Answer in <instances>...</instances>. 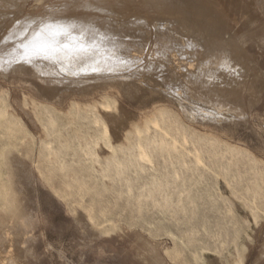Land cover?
<instances>
[{"label":"rangeland","instance_id":"374dc122","mask_svg":"<svg viewBox=\"0 0 264 264\" xmlns=\"http://www.w3.org/2000/svg\"><path fill=\"white\" fill-rule=\"evenodd\" d=\"M0 95V260L256 263L264 209L212 163L264 166V0H0ZM162 111L177 148L139 161Z\"/></svg>","mask_w":264,"mask_h":264},{"label":"bare ground","instance_id":"6f19581e","mask_svg":"<svg viewBox=\"0 0 264 264\" xmlns=\"http://www.w3.org/2000/svg\"><path fill=\"white\" fill-rule=\"evenodd\" d=\"M236 2H237V0H236ZM236 4L238 5V3H236ZM243 5H245V4L243 3ZM243 8H244V6H243ZM124 44L125 43H123V45ZM113 45H112V47H116ZM105 46H108V45H105ZM109 46H110V44H109ZM119 46H121V43L119 44ZM51 61L52 60H50V62ZM40 69L41 68H39V70ZM44 69L45 68H43L42 72L44 71ZM40 72H41V70H40ZM45 89L49 90L47 87ZM0 112H3V113L6 112L5 111V97H3L1 95H0ZM164 114H165L164 111H162L160 113L159 118H155L153 120L148 121L146 127L142 131L146 135L144 140H141L140 137L130 138V146H131V148H134V155L139 159V161H142L145 163H149V162L151 163V154L149 151V147L152 145H159L161 147V149L167 148V147H165L166 145L170 146V147L168 146V149L169 148H171V149L177 148L174 138H171L169 140L167 137H165L166 135H162V134H161V136H155L154 135L153 137H151V130L152 129H158L159 130L161 128V121H162L161 117L163 119L164 118L163 116H165ZM165 119H166V117H165ZM12 120H14V122L17 123V119H12ZM94 121H95V123H97L99 120L97 119ZM6 123L10 124L11 120L9 119V121H7ZM164 133H165V131H164ZM212 142L219 145V143H216V142H219V141H216V139L213 140ZM155 149H158V148L156 147ZM214 150H216V149H214ZM129 152H132V151L130 150ZM5 153H6V151H5ZM213 154L215 156H217V160L212 163V166L217 167V169H218L217 173L219 175H221V176L225 175L226 177L229 176V178H227V182H228V186L232 190V194L245 196L246 207L250 210L252 215L253 214L256 215V214H259L260 212H263V209H264V166H262L260 164V162L257 161L258 158L255 159L254 154L252 155V153L248 150L235 149L234 147L229 146V145H227L226 148H223V149L218 148V150L216 152H213ZM196 155L197 156H196V160H195L194 164L199 165L200 163H205L204 160L199 156L198 150L196 151ZM222 160H225V161H222ZM21 161L23 163V160L22 159L20 160V158L17 156L14 158V160L12 162V164L14 166L13 172L15 174H18V176L20 175L21 172L23 173V171L25 170V166L23 167ZM24 164L26 165V163H24ZM183 164L185 165L186 168L191 169L190 166L188 165V163L185 162L184 160H183ZM205 166H207L206 163H205ZM213 171H216V170H213ZM21 176H22V174H21ZM177 180H178V178H177ZM17 182H18V180H17ZM19 184H20V182H19ZM22 185L23 184H21V187H22ZM225 191H226V189H225ZM236 238H238V237H236ZM152 247H154V252H157L158 247L156 245L152 246ZM245 249H248V248L246 246H244V250ZM155 255H153V257ZM246 255H247V253H246ZM240 257H241V255H240ZM156 258H158V257H156ZM256 258H257V261L255 264H258V263L260 264V262L264 260V239L261 243L259 254L257 255ZM6 260H7V262H6ZM222 263H224V262H222ZM0 264H10V263H9L7 258H3L0 260Z\"/></svg>","mask_w":264,"mask_h":264}]
</instances>
